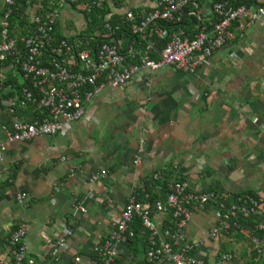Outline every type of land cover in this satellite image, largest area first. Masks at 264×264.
<instances>
[{"label": "crops", "instance_id": "crops-1", "mask_svg": "<svg viewBox=\"0 0 264 264\" xmlns=\"http://www.w3.org/2000/svg\"><path fill=\"white\" fill-rule=\"evenodd\" d=\"M155 2L122 0L116 7L114 0H107V19L151 9ZM73 5L69 1L62 9L56 35L79 44L87 19L82 5ZM3 7L0 0V16ZM139 40L122 38L120 45L140 49ZM1 69L9 74L14 65ZM36 110L29 104L14 117L29 122ZM11 120L3 109L0 122ZM5 145L0 161V256L10 233L25 221L32 257L51 261L58 256L60 264H70L78 256L80 264H90L94 247L108 236L129 197L147 188L160 190L155 174L169 183L187 179L195 191L264 195V20L243 28L235 42L214 55L211 66L195 75L171 67L143 70L124 86L102 88L86 104L85 118L66 133ZM103 171L106 179L88 184L93 173ZM91 188L93 200L87 197ZM24 192L30 196L28 206L15 199ZM79 204L86 213H75ZM163 218L156 214V223ZM216 221L212 211L199 213L189 225V236H204ZM67 227L73 236L59 248ZM139 260L132 264H141Z\"/></svg>", "mask_w": 264, "mask_h": 264}, {"label": "built area", "instance_id": "built-area-1", "mask_svg": "<svg viewBox=\"0 0 264 264\" xmlns=\"http://www.w3.org/2000/svg\"><path fill=\"white\" fill-rule=\"evenodd\" d=\"M70 0L82 5L83 11H104L107 0ZM0 16V66L13 63L14 75L22 72L28 86L17 93L5 84L0 70V114L3 109L12 115L11 123L0 122V161L6 150L5 142L26 143L41 136H56L68 131L73 123L86 116V104L104 87L119 88L143 70L159 71L164 67L195 75L211 66L214 55L236 41L243 28L264 20L261 0H156L151 9L127 11L116 24L106 22V34L113 36L122 25L128 26L138 42L122 49L120 42L103 43L97 51L81 49L71 39L56 41V30L62 9L69 0H3ZM22 8V19L28 23V35L11 36V19L15 6ZM101 32L97 33L99 36ZM159 43L163 47H159ZM155 55V57H153ZM33 104L46 111L43 120L29 122L14 117L17 110ZM139 162V161H138ZM108 177L107 172L93 173L88 184L93 186ZM156 182L164 177L155 174ZM165 198L149 203L133 194L120 216L112 222L108 236L93 249L90 264H116L125 253V246L135 236L132 225L140 219L147 231L148 264H264V195L240 192L219 193L214 190L195 191L187 179L168 182ZM160 188V186H159ZM93 188L87 197L94 199ZM17 202L29 205L28 193H18ZM212 211L216 223L200 238L189 236L192 220L201 212ZM86 213L83 204L75 213ZM164 216L160 224L155 215ZM172 215L164 227L166 216ZM28 228L25 221L17 224L7 238L0 264H60L30 255L27 245ZM73 236L65 228L57 245L64 248ZM73 256L70 264H80Z\"/></svg>", "mask_w": 264, "mask_h": 264}, {"label": "trees", "instance_id": "trees-1", "mask_svg": "<svg viewBox=\"0 0 264 264\" xmlns=\"http://www.w3.org/2000/svg\"><path fill=\"white\" fill-rule=\"evenodd\" d=\"M46 1V0H45ZM70 1V0H69ZM92 1V0H88ZM116 7H119V5L122 3V0H114ZM80 3V2H79ZM79 3L74 4L73 6L79 5ZM81 3H85L84 0H81ZM80 3V4H81ZM107 6V3H106ZM136 12L135 10H133ZM85 12L86 19H87V28L83 32L81 40H82V46L81 49H90L97 51L98 46L101 44L107 42V43H113L115 41H119L122 38H126L128 40L135 39L136 36H133L131 30L126 25H122L120 27V30L117 31L113 36H110L109 34H106L105 26L106 22L108 21L111 24H116L118 22L119 16H111L109 19H107L108 15L111 14L110 8L106 7L104 11L93 9L91 12ZM23 14L22 8L19 7V5L15 6V13L11 19V36H21V35H28L30 33V29L26 28L28 23L25 21V19H22L21 16ZM101 32L99 36H97L98 32ZM137 38V37H136ZM61 39H65L64 37L60 35H56V41L58 42ZM72 40V39H71ZM133 43V42H132ZM141 44L138 45V47H143L146 45L143 41ZM128 44V43H127ZM160 48L163 47V44H158ZM155 57V55H153ZM10 63L7 62L6 65ZM1 69V66H0ZM19 75H13L9 74L6 76L5 84L7 86H10L13 90V92L17 93V91H21L24 87L28 86V81L22 80V72L20 68H18ZM46 117V111L45 110H36V118L43 120ZM183 180V179H180ZM154 183L157 187L160 186V190L156 193L152 191V189L147 188L144 194H139L138 198L139 200L145 201L146 196H149V200H147L149 203H154L155 200L165 198L168 194L169 188L167 182H156L154 180ZM154 184V185H155ZM213 190V189H208ZM216 191V190H214ZM253 193V192H251ZM172 215L166 216V222L164 224V227L169 226L171 223ZM132 229L134 230L135 236L129 241V243L125 246L126 251L125 253L117 260L116 264H132L133 261L137 263V258L140 259L138 263L141 264H148L146 261V254L148 251V242H147V231L144 230L142 227V224L140 222V219H136L134 224L132 225Z\"/></svg>", "mask_w": 264, "mask_h": 264}]
</instances>
